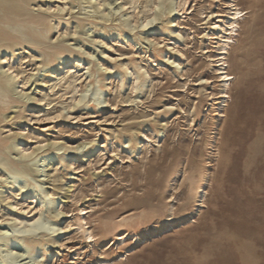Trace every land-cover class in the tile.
<instances>
[{
	"label": "rangeland",
	"instance_id": "rangeland-1",
	"mask_svg": "<svg viewBox=\"0 0 264 264\" xmlns=\"http://www.w3.org/2000/svg\"><path fill=\"white\" fill-rule=\"evenodd\" d=\"M146 2L125 5L105 21L99 12L105 5L91 10L84 9L87 0H32L39 12L51 3L66 9L48 12L43 38L4 53L19 80L30 78L21 94L35 99L9 92L0 145L15 138L22 148L56 145L28 161L23 190L0 180V226L18 234L22 224L12 217L30 216L37 204L32 189L41 184L55 202L45 214L57 223L51 233L30 235L49 243L39 252L41 264H264V0H190L181 18L164 0L147 27L141 26ZM232 3L242 15L226 55L233 76L226 89L218 26L228 21L223 16ZM4 70L13 82L12 70ZM224 89L230 97L219 98ZM10 152L22 169L18 151ZM9 170L0 167V174ZM58 208L68 214L57 216ZM0 244L3 254L7 245Z\"/></svg>",
	"mask_w": 264,
	"mask_h": 264
},
{
	"label": "bare ground",
	"instance_id": "bare-ground-1",
	"mask_svg": "<svg viewBox=\"0 0 264 264\" xmlns=\"http://www.w3.org/2000/svg\"><path fill=\"white\" fill-rule=\"evenodd\" d=\"M114 1V0H113ZM112 0H107L105 2H98L96 4L90 2V0H87L88 5L84 6V9H94L105 5L106 8L103 10H100L101 19L102 20H110L109 16L112 15L115 11H118L120 8L122 9L125 5H130L133 9L136 8V3H138L139 0H125V2L118 7H114L115 2ZM169 3L166 4L169 6V9L172 13L175 14V16H183L186 11L189 9L188 3L190 0H177L176 6H173V0H168ZM65 3V2H64ZM85 3V2H84ZM52 4V3H51ZM51 4L47 8L44 9L45 12H39L38 10L31 8L33 5L32 0H0V69L4 70L6 67L7 69L4 70L5 72L11 71V75L14 79L13 82L7 80L6 77L2 76L0 73V118H2V121L6 120L8 118L7 115L3 114L1 112V105L7 107L8 103L10 102L9 99V92L16 91V93L22 92L19 90L20 85L24 86L29 82L28 78H23L22 80H19L22 78L20 75V72H15L16 70H13V66L10 65V62H8V58H5L4 53H13L14 52V46L25 44H30L31 42L37 41L39 38H43L44 33L48 32V22L50 20V16L48 12L51 10H57V11H64L66 8L63 6L53 7ZM55 4V3H54ZM61 4V3H60ZM48 5V4H47ZM68 5V4H67ZM164 0H147L146 5L144 9L142 10L144 15V20L141 22V26H146L151 24V22L155 19L157 16V12H153L156 7L161 8L163 6H166ZM195 5V4H194ZM55 6V5H54ZM71 6V5H70ZM138 6V5H137ZM194 7V6H193ZM231 12L227 13L225 18L228 19L226 24L224 26L219 25L220 33H221V39L222 44L220 46V53L222 56L217 60L220 65V75L222 77V81H224V88L228 89L231 85V79L233 78L232 74L226 70L227 67H225L228 62L226 60V55L229 53V49L231 47V43L235 41L234 36L238 35V27L239 26V18L242 15V10H240L237 7V4L232 3ZM77 8V7H76ZM83 9V10H84ZM130 9V8H129ZM75 11V10H74ZM133 11V10H132ZM130 12V11H129ZM152 12V13H150ZM204 12V11H203ZM92 13V12H91ZM216 13V12H215ZM135 14V13H134ZM203 14V13H202ZM132 15V12H131ZM124 17V16H123ZM222 17V18H223ZM181 18V17H180ZM189 18V17H188ZM207 18V16L205 17ZM56 19V18H55ZM100 19V18H99ZM118 19V18H117ZM137 19V18H136ZM135 19V20H136ZM140 19V17H139ZM195 21V20H194ZM110 22V21H109ZM124 23L126 26H129L131 28L132 22L129 21V19L126 17L124 20ZM91 25V24H90ZM180 25V24H179ZM213 25V24H212ZM58 26V25H57ZM133 27V26H132ZM57 28V27H56ZM73 28V27H72ZM103 28V27H102ZM200 28V27H199ZM39 29V30H38ZM66 29V28H65ZM136 29V28H135ZM134 29V30H135ZM179 29V28H177ZM133 30V29H132ZM131 30V31H132ZM178 31V30H177ZM190 31V30H189ZM191 32V31H190ZM89 33V32H88ZM117 33V32H116ZM189 33V32H188ZM209 33V32H208ZM101 34V33H100ZM154 34V33H153ZM192 34V33H191ZM117 35V34H116ZM123 35V34H122ZM104 36V35H103ZM128 36V35H127ZM163 36V35H162ZM106 37V36H105ZM129 37V36H128ZM160 37V36H158ZM96 38V37H95ZM151 38V37H150ZM154 38V37H153ZM161 38V37H160ZM131 39V38H130ZM158 39V38H157ZM156 39V40H157ZM103 40V39H101ZM140 40V39H139ZM163 40V39H162ZM209 40V39H208ZM218 40V39H217ZM105 41V40H104ZM148 41V40H147ZM103 42V41H101ZM160 42V41H159ZM177 42V41H176ZM74 44V43H73ZM108 44V43H107ZM134 44V42H133ZM164 44V43H163ZM182 44V43H180ZM187 44V43H185ZM189 44V43H188ZM78 45V44H77ZM169 45V44H168ZM173 45V44H172ZM176 45V44H175ZM28 46V45H27ZM171 46V45H170ZM185 46V45H184ZM30 47V46H29ZM209 49V48H207ZM182 50V49H181ZM17 51V50H16ZM183 51V50H182ZM73 53V52H72ZM85 53V52H84ZM208 53V51H207ZM5 54V55H6ZM60 54V53H57ZM107 54V53H106ZM118 54V53H117ZM29 55V54H27ZM26 55V56H27ZM36 55V54H35ZM39 55V54H38ZM15 55L13 54V57ZM42 56V55H39ZM91 56V55H90ZM94 56V55H92ZM38 57V56H36ZM64 57V56H63ZM166 57V56H165ZM171 57V56H170ZM40 58V57H39ZM79 58V57H78ZM94 58V57H92ZM154 59V58H153ZM11 60V59H10ZM13 60V59H12ZM20 60V59H19ZM25 60V59H24ZM76 60V59H75ZM79 60V59H78ZM127 60V59H126ZM170 60V58H169ZM183 60V59H182ZM40 61V59H39ZM77 61V60H76ZM84 61V60H83ZM82 61V62H83ZM105 61V59H104ZM177 61V60H176ZM184 61V60H183ZM6 62L8 64H6ZM81 62V63H82ZM37 63V62H36ZM181 63V62H180ZM183 63V62H182ZM195 63V62H194ZM85 64V63H84ZM105 64V62H104ZM16 65V64H15ZM21 65V64H20ZM77 65V64H76ZM87 65V64H86ZM110 65V64H109ZM83 66V64H82ZM103 66V65H101ZM105 66V65H104ZM214 66V65H213ZM77 67V66H76ZM88 67V66H87ZM86 67V69L83 70H89ZM18 68V67H17ZM69 68V67H68ZM105 68V67H104ZM113 68V67H112ZM46 69V68H45ZM49 69V68H48ZM76 69V68H75ZM106 69H109L106 67ZM147 70V69H146ZM82 71V70H81ZM134 71V70H133ZM26 72V71H24ZM86 72V71H85ZM190 72V71H189ZM57 73V72H56ZM55 73V74H56ZM66 73V72H65ZM88 73V72H87ZM119 73V72H118ZM135 73V72H134ZM133 73V74H134ZM174 73V72H173ZM80 74V73H79ZM132 74V73H131ZM175 74V73H174ZM75 75V74H74ZM92 75V74H88ZM120 75V74H118ZM176 75V74H175ZM183 75V74H182ZM24 76V75H23ZM80 76V75H79ZM134 76V75H133ZM73 77V76H72ZM132 77V76H131ZM186 77V75H185ZM64 78V77H63ZM74 78V77H73ZM120 78V77H119ZM207 78V77H206ZM79 77H76L74 80L77 82ZM118 79V78H117ZM116 79V80H117ZM80 80V79H79ZM139 80V76L136 75L132 90L135 91L139 88L137 85V82ZM69 81V80H68ZM120 82V81H119ZM152 82V80H151ZM190 82V81H189ZM58 84V83H57ZM131 84V83H130ZM54 85V84H53ZM88 85V84H87ZM118 85V83H117ZM51 86V85H50ZM56 86V85H55ZM75 86V85H74ZM120 86V85H119ZM80 87V85H79ZM77 87V88H79ZM50 88V87H49ZM88 88V87H87ZM86 88V89H87ZM90 88V87H89ZM89 88L86 92H83L80 94L79 102L83 101L86 98L87 92H89ZM194 88V87H193ZM76 89L73 88V90ZM119 89V87H118ZM131 90V89H130ZM78 91V90H77ZM80 91V90H79ZM73 92V91H72ZM76 92V91H75ZM152 92V91H151ZM93 93V92H92ZM48 94V93H47ZM24 97H27L29 100L35 99L29 97L28 93L21 94ZM43 96V95H42ZM213 96V95H212ZM230 97L228 90H223L222 95L219 96V98H228ZM44 98V97H43ZM73 98V97H72ZM133 98V97H132ZM99 99V98H97ZM37 101H43V99H36ZM45 100V99H44ZM101 101V100H100ZM77 102V101H76ZM70 104V103H69ZM74 104V103H73ZM169 104V103H166ZM102 105V104H101ZM223 105H227L224 103ZM71 106V104H70ZM174 106V105H173ZM220 106V105H219ZM72 107V106H71ZM130 107V106H129ZM115 108V107H114ZM183 108V107H182ZM156 109V108H155ZM190 111V110H189ZM56 112V111H55ZM54 112V113H55ZM53 113V114H54ZM117 113V112H116ZM219 113V112H218ZM14 114V113H13ZM40 114V113H39ZM154 114V113H153ZM44 115V113H43ZM46 115V114H45ZM48 115V114H47ZM52 113L50 114V116ZM74 115V114H73ZM176 115V114H175ZM224 114L222 113V116ZM60 115H54L50 117L49 119L57 120ZM40 117V116H39ZM43 117V116H42ZM41 117V118H42ZM37 118V117H36ZM35 118V119H36ZM40 118V119H41ZM57 118V119H56ZM78 118V117H77ZM38 119V118H37ZM43 119V118H42ZM89 119V118H88ZM92 119V118H91ZM33 120V119H32ZM76 120V118H75ZM74 120V122H75ZM100 120V119H99ZM34 121V120H33ZM36 121V120H35ZM108 121V120H107ZM194 121V120H193ZM95 122V121H94ZM191 122V121H190ZM90 123V122H89ZM26 127V126H25ZM107 127V126H106ZM21 130V129H19ZM8 131V130H7ZM9 131H12L9 128ZM29 132V131H28ZM163 132V131H162ZM99 133V132H98ZM162 134V133H161ZM147 139V141H151V137L148 135H144ZM45 137V136H44ZM8 138V137H7ZM6 139V138H5ZM60 139V138H59ZM32 140V137H31ZM39 140V139H38ZM58 140V139H57ZM126 140V139H125ZM34 141V140H33ZM130 139H127V142H129ZM20 142L18 138H15L10 144H4L0 145V167L3 170H7L9 167L10 170L7 173L0 174V180L7 181L9 184H14L19 190H23L26 186H28V181L26 179L25 174L23 173V169H26L29 160L32 158V156L42 149H44L47 145H56V142H50L45 143L43 141H36V145H31L29 147H20ZM111 142V141H110ZM31 144V143H30ZM71 144V143H70ZM76 144V143H75ZM22 145V144H21ZM86 145V144H84ZM108 145V144H107ZM80 147H65L62 146L60 148H66V150H73L78 149ZM118 147V146H116ZM81 148V147H80ZM101 148V146H100ZM102 149V148H101ZM100 149V150H101ZM11 150H17L19 154L20 164L21 168L16 167L14 164V160L9 158L7 156V151L10 152ZM104 150V149H103ZM105 152V151H104ZM11 153V152H10ZM47 156H53L56 154V152H47ZM14 156V155H13ZM73 162V161H72ZM15 166H14V165ZM59 164V163H58ZM37 170L40 171V169L37 167ZM78 170V169H77ZM30 173H27V176H29ZM33 179V178H32ZM34 180V179H33ZM1 186V185H0ZM72 185H69L68 188H71ZM136 185H133V188L136 189ZM31 189V188H30ZM5 190H0V193H4ZM75 192V191H74ZM32 202H37L36 207L31 210L30 216L26 217H12V220H18L20 224H22V227L20 230H18V234L11 235L9 233V230H7V225L0 226V241H3L7 245L6 252L3 254H0V264H20V261L23 259L29 258L30 261L26 262L25 264H41V254L39 252H44L47 249H49V243H43L41 240L33 239L30 235L36 233V232H53L55 231L56 224L53 220L48 218L46 216L47 211H51V207L55 204L54 201H52L48 196L50 195L49 192H43V188L41 184H37L32 189ZM4 195V194H3ZM18 196V195H17ZM5 199L9 198L8 195H4ZM39 202H38V201ZM31 202V203H32ZM20 204L18 202H12L10 203V207L15 210H22L23 208L19 206ZM48 208V209H47ZM83 214H86L85 208L80 209ZM8 212V211H7ZM16 212V211H14ZM13 212V213H14ZM52 212V211H51ZM57 216L59 215H67V212L62 211L61 209H57ZM64 225V224H63ZM94 232L92 230H89L87 233V237H94ZM65 244V243H64ZM1 247V244H0ZM59 252V251H58ZM25 257V258H23Z\"/></svg>",
	"mask_w": 264,
	"mask_h": 264
}]
</instances>
